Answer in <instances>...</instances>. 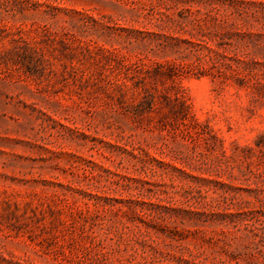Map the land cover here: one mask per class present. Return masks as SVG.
Masks as SVG:
<instances>
[{
	"label": "rangeland",
	"instance_id": "obj_1",
	"mask_svg": "<svg viewBox=\"0 0 264 264\" xmlns=\"http://www.w3.org/2000/svg\"><path fill=\"white\" fill-rule=\"evenodd\" d=\"M0 264H264V0H0Z\"/></svg>",
	"mask_w": 264,
	"mask_h": 264
}]
</instances>
